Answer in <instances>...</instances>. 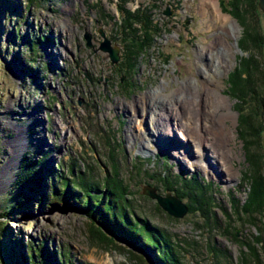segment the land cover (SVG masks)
I'll list each match as a JSON object with an SVG mask.
<instances>
[{
	"label": "rangeland",
	"instance_id": "obj_1",
	"mask_svg": "<svg viewBox=\"0 0 264 264\" xmlns=\"http://www.w3.org/2000/svg\"><path fill=\"white\" fill-rule=\"evenodd\" d=\"M202 1L130 2L128 6L133 9L156 3L153 18L163 29L155 45L134 64L130 76L120 78V61L113 64L110 52L102 49L105 39L100 32L105 33L112 48H120L121 60L124 43L120 37L122 28L117 23L121 18L117 0H0V213L5 216L11 209L9 217H0L1 264H24L19 259L28 252L32 242L34 245L43 242L50 264L56 260L64 264H98L100 259L105 264H160L157 252L145 245L140 236H117L108 247L99 246V240L89 231L90 217L79 201L68 199L42 204L41 198L50 193L54 180L74 177L72 163L76 175L87 167H94L95 175L103 178L109 155L108 133L114 134L113 145L123 158L121 173L131 184L137 216L148 217L151 225L164 229L180 245L184 264H215L218 250H222V264H240L245 249L241 240H252V235L259 234L256 228L264 230L263 221H258V226L249 224V218L241 210L237 213L235 206V200L247 197L246 172L252 178L262 173L264 180V129L256 138L253 136L255 139L246 135L250 148L245 149L238 134L236 99L228 93V78L239 57L257 52V46H251V51L239 48L243 27L235 15L226 11L228 0L219 2L222 13L239 25L237 35L231 37L213 19L214 8L202 6ZM258 8L253 16L256 28L259 21L264 32V11L259 7V0ZM167 10L171 14H166ZM65 26L70 29L63 30ZM249 26L255 28L254 20ZM215 40L231 44L232 52L228 56L225 52L218 56L215 53L214 57L207 54ZM261 60L264 63V57ZM200 64L206 68L204 72ZM131 75L134 77L130 78ZM206 77L213 80L207 82ZM185 83L197 90L193 92L194 103L191 99L189 102L196 110L201 109V119L197 116L200 125L212 127L214 121L209 113L219 108L217 102L224 100L222 96L233 104L236 117L226 123L235 138L229 139L226 134L222 144L229 149L220 152L228 160L225 175L230 174L229 179L219 177L215 167L198 159L196 151L188 161L179 157L181 146L190 145L182 133H192L182 123V117L197 119L193 111H180L183 106L178 102L174 107L180 111H177L179 115L167 117L164 112L171 111V107L158 106L166 123L172 124V127L162 125L170 133L165 132L168 136L161 137L153 132H156L157 118L151 117L150 108L144 109L146 117L137 112L135 99L156 90L168 100ZM260 94L263 96L264 92ZM261 95L253 103L248 101L243 105L245 112L251 107L261 109ZM132 112L137 114H133L131 121ZM174 116L180 119L179 124ZM207 134L210 138L206 145H209L213 130ZM20 137L28 143L22 156V151L15 152ZM208 151L212 152L210 148ZM253 155L263 162L257 173L254 161L250 163L255 160ZM26 157L34 181L16 184ZM142 160L147 171L135 166L139 167ZM11 168L16 171L12 181L8 179ZM165 170L173 175V182L180 173L195 174L211 182L209 206L203 204L199 211L187 212L183 217L159 210L157 200L145 195L143 189L152 186L162 196L175 195L165 189L172 188L174 183L159 175ZM177 188L179 199L187 206L190 199L179 190L180 185ZM28 197L31 199L27 200ZM210 228L217 229L210 231ZM261 252L264 257V248Z\"/></svg>",
	"mask_w": 264,
	"mask_h": 264
},
{
	"label": "trees",
	"instance_id": "obj_2",
	"mask_svg": "<svg viewBox=\"0 0 264 264\" xmlns=\"http://www.w3.org/2000/svg\"><path fill=\"white\" fill-rule=\"evenodd\" d=\"M133 1L135 0H117V8L121 17L118 19L119 22L117 23L118 26L122 28L120 37L124 43L121 48L123 57L119 62L120 72L122 73L120 78L123 76H130V71L133 70L134 64L146 50L155 45L156 38L163 29L162 24L155 21V18H153L152 10L158 6L156 3L144 7L141 5L133 9L128 6V4ZM228 2L229 5L226 11L235 15L240 25L243 27V34L238 40L239 48L243 51H251V46H257V52H248V56L241 55L239 57L236 67L229 74L228 78V93L236 99L235 109L239 112V138L244 142V147L246 149L250 148L248 146L250 139L248 140L246 135L248 134L251 138H253V136L256 138L260 135L262 129H264V95L262 96L260 94V92H264V63L263 60H261V58L264 57V32H262L259 21L257 22L256 28L255 16H253V13L259 10L258 0H228ZM253 20L255 28L249 26ZM133 77L134 76L131 75L130 78ZM260 95V103L262 102L260 105L262 106L261 109L259 107H251L249 111L245 112L243 105L248 101L253 103ZM107 138L106 147H108L109 155L107 156L108 162L105 163L107 170L103 178H98L95 175L94 167H87L83 172L79 171L80 173L76 175L73 172L74 163H72L71 173L74 177H63L64 179L62 178L60 181L54 180L50 193L41 198L42 204L45 205L47 201L52 204L59 200L66 201L68 199L79 201L90 217L89 224L91 228L89 227V231L92 237L95 236V238L99 240V243H97L99 246L108 247L110 245L109 243L112 242L111 240H115L114 237L117 236L123 238L140 236L144 243H146L145 245L151 246L157 252V260L160 264H184V256L180 252V245L174 242L164 229L157 225H151L148 221V217L144 218L143 216H137L133 205L134 198L132 195L133 192L131 191V184L121 173L124 164L123 158L120 156V151L113 145L115 136L112 133H108ZM26 159L27 157L24 159V165L16 180V184L21 185L24 181H34V176L30 175L31 171H29V165L26 164ZM254 159L255 160H252V162L250 161V163L252 164L254 161L253 165L257 173L263 162L255 156ZM139 163V167L137 164H135V166L140 170L147 171L146 162L142 160ZM148 174L154 175L151 173ZM159 175L163 176V180L169 179L173 182V179H171L173 175H168L166 170L160 171ZM244 178L247 181V197L244 200H235L236 211L238 213V211L241 210L242 214L249 218V224L258 226V221H263L264 223L263 174L259 173L258 175L257 173L252 178V176L246 172ZM175 179L176 181L173 183L176 187L170 186L172 188H167L165 186V189L167 191L172 190L171 192L178 196V198H181L177 188V186L180 185L179 190L183 191L185 196L190 199V201L187 202L189 213L199 211L203 204L209 206L207 199L211 196V184L204 183L203 180L196 175L188 176L177 174ZM200 198L203 200H200ZM29 199L31 198L28 197L27 200ZM156 206L159 210H162L159 204L156 203ZM10 211L11 209L5 213V216L0 213V217L6 219L9 217ZM97 223H100L102 227L97 225ZM214 229L217 228H210V231ZM256 229L259 234L252 235V240H241L244 242L243 247L245 249L240 258V264L264 263V257L261 252L262 248H264V237L262 236L264 230L262 231L260 227ZM1 230L0 221V232ZM231 234L234 238H238L236 236L237 233L231 231ZM43 245V242H41V245H34L32 242L27 248L28 252L19 259V263L27 264L29 262V264H32V262H34L37 264L39 261L40 264H50V255L49 253H45L46 251ZM216 250L217 249L214 248L215 252ZM218 252L215 264H222V258H220L222 250H218ZM55 264H64V262L56 260Z\"/></svg>",
	"mask_w": 264,
	"mask_h": 264
},
{
	"label": "bare ground",
	"instance_id": "obj_3",
	"mask_svg": "<svg viewBox=\"0 0 264 264\" xmlns=\"http://www.w3.org/2000/svg\"><path fill=\"white\" fill-rule=\"evenodd\" d=\"M205 5L207 7L214 8L213 9L214 10L213 19L217 23L222 24L221 25V27H222L221 31L222 32H224L229 37L237 35L238 28H239L237 21L234 19H231L230 16H228V14L225 15L222 13V10L220 9L219 0H203L202 6H205ZM203 14H205V13H203ZM208 27H209L208 29L212 28V26H208ZM62 29L68 31V29H70V28L65 26ZM210 48L211 49L208 51L210 53H207V54H209L213 57L215 56V55H213L215 53L218 56V53L222 54L223 52H225L226 55L228 56V53L232 52L231 44H226L225 42H217V40L212 42V44L210 45ZM200 66L204 72V70H206V68L203 67L202 64H200ZM207 80H209L207 82H211L210 80H213V79L209 77V79L207 78ZM185 84H186V86L184 88H181L179 90V92H177V94L174 93L173 96H169L168 100L165 97L160 96L159 93H156V90L149 91V93L147 95L142 96L139 99L137 98L134 100L136 102L137 107H139L137 112L141 111V113L143 114L145 112L144 109L149 110V108H150V111L152 113L151 117L154 116V119L157 118L156 122H155V124L157 125L156 126L157 127L156 132L153 131L154 134L156 133L155 135H158L157 137H161L162 134L164 136H168V134H165V132H167V131H165L164 128L162 127L163 124L166 126L171 125V127H172V124H170L169 122L166 123L165 115L167 117H169V116L172 117L171 115L175 114V113L177 115H179V112L182 110L193 111L195 115L194 114H192V115H194L196 117L197 116L199 117L200 115H202L201 109L199 111V110H196V108L191 107V104L194 103V101H193L194 93L193 92L196 93L197 90L196 89L193 90L190 84H187V83H185ZM204 86H206V84ZM222 98L224 99L223 101L217 102L219 105L218 106L219 110L216 108L213 113H209V114H211V120L213 119L212 121H214L212 123V127H209L210 129L206 126L207 124L204 125L202 123L200 125V119H201L200 117H199L200 119L198 117H197V119H195V117H193L192 115H191L192 118L188 117L187 115L182 117L183 118L182 123L184 124V126H186V129L189 131H192V133L190 135L187 134L189 132H183L182 133L184 138L186 139V142L190 143V145H189V147L181 146L183 148L179 149V152L181 153L179 155V157L180 158L183 157L188 161L189 157L192 156L194 154V152L196 151L197 156L199 154L198 159L204 163L211 165L212 167H215L216 170L214 168L213 169L215 170L216 174H217V172L219 173V177L222 176V177L229 179L230 174L225 175V173L227 172L225 166H228V160L225 159L226 156L224 155V153L222 154L220 152L222 150H225L224 152H226V150L229 149V147L224 148V146L222 144L223 141H225V135L226 134H228L229 139L235 138L234 133L230 130V128L226 122L228 120H234L236 117V113L232 109V105H233L232 102L225 96H222ZM189 99L192 100V103H191V101L189 102ZM204 99L205 98H202V101H204ZM178 102L181 103V106H183V107H180V109H179L180 111L177 110L179 112H177L175 110V107H174L176 104H178ZM206 102H207V100H206ZM150 103L153 105H151ZM146 104H148V105H146ZM164 104H167L168 107H171V111H170V109H168V110L166 109L167 112L166 113L164 112L165 115L162 114L160 111H158V108H157L158 106L161 108H165ZM196 106H198V104ZM133 109L134 108H132L131 111H133ZM137 112H136V114H137ZM133 114L134 113L132 112L131 113L132 118L130 119L131 121L133 120L134 116L136 115V114H134V116H133ZM205 114H207L206 111H205ZM143 117H146L145 114H143ZM173 119H175L177 121V123H178V121L180 123V119L177 120V116H174ZM216 121H218V124H219L218 127H216ZM207 123H208V121H207ZM160 124H161V126H160ZM28 126H30V125L28 124ZM173 128H174V126H173ZM193 128H194V130H193ZM133 129H134V127H133ZM203 129H206L207 132L204 131ZM211 129L213 130V138L210 139V140H212L211 141L212 144L209 143V145H206V142L207 141L209 142V138H210L207 133H209V135H210ZM220 139H221V141H220ZM27 144L28 143L25 142L23 137H22V139L20 137L18 140V144H17V145H19V147L15 149V152L17 151V153L20 154L22 151V153H21V156H22L23 149L25 147L27 148ZM208 148H210L212 150V152H209ZM218 149H221V150L218 151ZM214 153L216 155H213ZM210 155L212 158L210 157ZM220 155H222L224 157L222 158ZM18 156L20 157V155H18ZM220 170H221V172H220ZM15 174H16V171L14 170V168H11L10 169V175L8 174V179L11 181L13 179H15V177H16ZM216 176L218 177V175H216ZM8 182L10 183V181H7V183ZM98 264H105V262L100 259Z\"/></svg>",
	"mask_w": 264,
	"mask_h": 264
},
{
	"label": "water",
	"instance_id": "obj_4",
	"mask_svg": "<svg viewBox=\"0 0 264 264\" xmlns=\"http://www.w3.org/2000/svg\"><path fill=\"white\" fill-rule=\"evenodd\" d=\"M259 7L261 8V10L264 11V0H259ZM165 13L171 14L170 11H166ZM100 32L105 39L101 46L102 49L104 51L110 52L112 63L117 64L120 61V48H112L110 40L107 39L105 33L101 30ZM143 193L152 199H156L162 209L165 210L171 216L183 217L188 212L186 204L172 193H168L166 196H162L156 191V189L152 188V186H144Z\"/></svg>",
	"mask_w": 264,
	"mask_h": 264
}]
</instances>
